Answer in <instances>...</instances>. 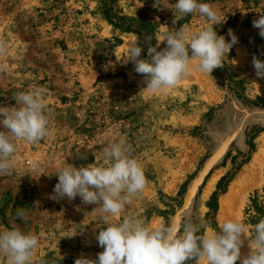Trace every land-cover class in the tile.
I'll return each instance as SVG.
<instances>
[{
    "label": "rangeland",
    "instance_id": "obj_1",
    "mask_svg": "<svg viewBox=\"0 0 264 264\" xmlns=\"http://www.w3.org/2000/svg\"><path fill=\"white\" fill-rule=\"evenodd\" d=\"M176 2L0 0L6 45L0 106H14L16 93L40 89L50 109L52 135L36 144L18 141L11 173L0 176V231L36 234L34 264H74L81 254L96 259L103 251L95 238L107 227L99 206L50 195L64 165L104 164L103 148L121 138L147 184L114 222L127 215L151 226L176 224L182 231L191 221L220 231L226 220L244 224L250 199L264 197V78L252 65L254 55L264 61V37L252 25L264 0H198L220 14L217 35L227 42L232 29L238 43L211 75L192 61L187 78L153 94L122 59L137 40L147 59L145 37L155 46L172 29L208 26L198 12L174 24L181 15ZM165 47L161 42L158 51ZM223 178L224 192L218 188ZM214 193L216 212L208 205ZM244 246L249 252L247 239ZM0 264L7 258L0 256Z\"/></svg>",
    "mask_w": 264,
    "mask_h": 264
},
{
    "label": "clouds",
    "instance_id": "obj_2",
    "mask_svg": "<svg viewBox=\"0 0 264 264\" xmlns=\"http://www.w3.org/2000/svg\"><path fill=\"white\" fill-rule=\"evenodd\" d=\"M155 0L154 7H157ZM175 9L184 15L198 12L208 21V26L189 33L184 26L168 31L155 46L151 37H145L148 44L147 59L141 58L142 47L138 40L133 42L124 64H134V71L143 76L146 89L153 94L163 92L178 85L187 78L196 61L195 69L211 75L214 69L224 66L223 59L238 43L232 29L228 30L230 40L217 35L214 26L220 24V14L208 3L198 0H177ZM252 25L264 37V13L253 19ZM166 47L159 50L161 42ZM6 52V45L0 41V56ZM120 61V60H118ZM255 74L264 78V61L253 56ZM4 66L0 65V71ZM15 105L0 106V176H7L13 169V158L17 152V142L36 144L50 137V109L42 90L35 89L16 93ZM104 164L92 163L79 168L66 164L57 173L58 183L50 198L70 202L79 196L84 204L97 205L103 214L107 227L102 228L95 238L103 251L91 259L83 254L74 264H264V219L254 225V236L249 239L245 226L238 220H226L220 231L208 228L206 224L186 222L182 226L146 225L134 216L120 217L126 206L143 192L147 179L125 139L110 143L103 148ZM33 170L38 163L31 165ZM43 175V174H41ZM37 204V202H36ZM17 215L23 218L22 209ZM248 240L250 251L242 257L241 248ZM36 234L24 233L19 228L0 231V256L7 258V264H34L39 246Z\"/></svg>",
    "mask_w": 264,
    "mask_h": 264
},
{
    "label": "trees",
    "instance_id": "obj_3",
    "mask_svg": "<svg viewBox=\"0 0 264 264\" xmlns=\"http://www.w3.org/2000/svg\"><path fill=\"white\" fill-rule=\"evenodd\" d=\"M225 178H223L218 184V188L222 187V192L225 191V186L222 185ZM209 207L213 212H216L218 209V204L216 201V193L212 195V201L208 203ZM210 214H207L209 217ZM261 219H264V197L259 198L257 195L250 199V203L244 211V224L248 228L250 239L254 236V225L258 223ZM217 231H219L216 228ZM186 264H194V261L186 262ZM236 264H239L238 261Z\"/></svg>",
    "mask_w": 264,
    "mask_h": 264
},
{
    "label": "bare ground",
    "instance_id": "obj_4",
    "mask_svg": "<svg viewBox=\"0 0 264 264\" xmlns=\"http://www.w3.org/2000/svg\"><path fill=\"white\" fill-rule=\"evenodd\" d=\"M219 155V154H218ZM212 161H213V159H212ZM211 161V162H212ZM210 163V162H209ZM210 166V165H209ZM209 166H206V168H208ZM224 210H225V208L224 207H222V209H221V214H220V216L222 217V219L223 220H225L226 218H227V215H226V213L224 212ZM219 216V215H218ZM229 217V216H228ZM248 252L245 250V246L243 245L242 246V248H241V254H242V257L244 256V255H246Z\"/></svg>",
    "mask_w": 264,
    "mask_h": 264
}]
</instances>
